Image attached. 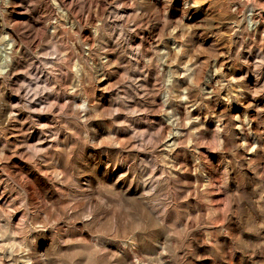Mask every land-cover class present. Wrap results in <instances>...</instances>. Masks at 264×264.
<instances>
[{
    "label": "rangeland",
    "instance_id": "rangeland-1",
    "mask_svg": "<svg viewBox=\"0 0 264 264\" xmlns=\"http://www.w3.org/2000/svg\"><path fill=\"white\" fill-rule=\"evenodd\" d=\"M0 264H264V0H0Z\"/></svg>",
    "mask_w": 264,
    "mask_h": 264
}]
</instances>
